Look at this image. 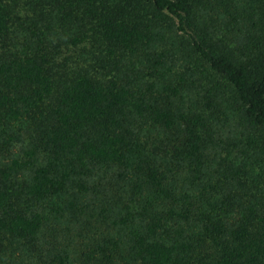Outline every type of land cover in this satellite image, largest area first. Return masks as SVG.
I'll list each match as a JSON object with an SVG mask.
<instances>
[{
	"label": "trees",
	"instance_id": "16d2710c",
	"mask_svg": "<svg viewBox=\"0 0 264 264\" xmlns=\"http://www.w3.org/2000/svg\"><path fill=\"white\" fill-rule=\"evenodd\" d=\"M0 264H264V0H0Z\"/></svg>",
	"mask_w": 264,
	"mask_h": 264
}]
</instances>
